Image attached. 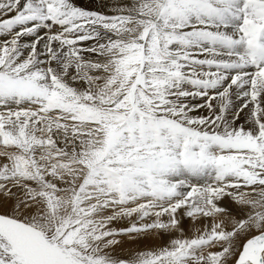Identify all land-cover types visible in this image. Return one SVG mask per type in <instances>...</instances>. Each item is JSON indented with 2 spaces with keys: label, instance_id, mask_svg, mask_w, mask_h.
I'll return each instance as SVG.
<instances>
[{
  "label": "snow or ice",
  "instance_id": "1",
  "mask_svg": "<svg viewBox=\"0 0 264 264\" xmlns=\"http://www.w3.org/2000/svg\"><path fill=\"white\" fill-rule=\"evenodd\" d=\"M0 264H264V0H0Z\"/></svg>",
  "mask_w": 264,
  "mask_h": 264
},
{
  "label": "bare ground",
  "instance_id": "2",
  "mask_svg": "<svg viewBox=\"0 0 264 264\" xmlns=\"http://www.w3.org/2000/svg\"><path fill=\"white\" fill-rule=\"evenodd\" d=\"M149 244H151V242H149Z\"/></svg>",
  "mask_w": 264,
  "mask_h": 264
}]
</instances>
